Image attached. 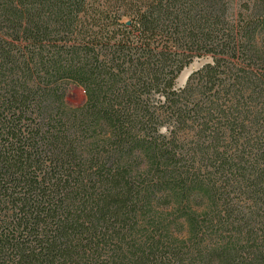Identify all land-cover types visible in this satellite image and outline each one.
I'll return each instance as SVG.
<instances>
[{
	"label": "trees",
	"instance_id": "obj_1",
	"mask_svg": "<svg viewBox=\"0 0 264 264\" xmlns=\"http://www.w3.org/2000/svg\"><path fill=\"white\" fill-rule=\"evenodd\" d=\"M0 264H264V0H0Z\"/></svg>",
	"mask_w": 264,
	"mask_h": 264
},
{
	"label": "rangeland",
	"instance_id": "obj_2",
	"mask_svg": "<svg viewBox=\"0 0 264 264\" xmlns=\"http://www.w3.org/2000/svg\"><path fill=\"white\" fill-rule=\"evenodd\" d=\"M207 61H209L208 56L194 58L193 61L188 66H186L179 74L176 80L177 87L183 86L188 74L196 70L197 68L201 67ZM66 91H67V100L72 105L80 106L85 102V95L83 90L80 87L76 86L75 84H68ZM168 211L170 210H165L164 213L166 214V212Z\"/></svg>",
	"mask_w": 264,
	"mask_h": 264
}]
</instances>
